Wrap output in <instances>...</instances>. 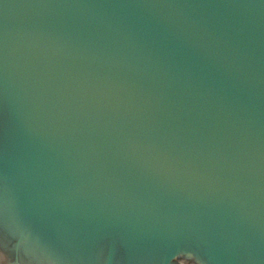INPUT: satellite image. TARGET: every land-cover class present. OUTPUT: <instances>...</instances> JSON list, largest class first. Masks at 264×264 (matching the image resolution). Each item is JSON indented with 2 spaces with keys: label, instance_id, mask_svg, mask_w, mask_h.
I'll use <instances>...</instances> for the list:
<instances>
[{
  "label": "water",
  "instance_id": "water-1",
  "mask_svg": "<svg viewBox=\"0 0 264 264\" xmlns=\"http://www.w3.org/2000/svg\"><path fill=\"white\" fill-rule=\"evenodd\" d=\"M264 264V0H0V264Z\"/></svg>",
  "mask_w": 264,
  "mask_h": 264
},
{
  "label": "flooded vegetation",
  "instance_id": "flooded-vegetation-1",
  "mask_svg": "<svg viewBox=\"0 0 264 264\" xmlns=\"http://www.w3.org/2000/svg\"><path fill=\"white\" fill-rule=\"evenodd\" d=\"M170 264H206L203 260L196 258L193 254L180 253Z\"/></svg>",
  "mask_w": 264,
  "mask_h": 264
}]
</instances>
